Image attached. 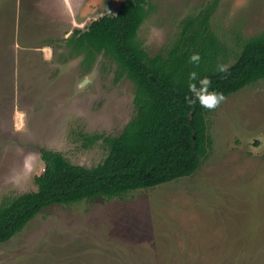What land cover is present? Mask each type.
<instances>
[{"label":"rangeland","instance_id":"374dc122","mask_svg":"<svg viewBox=\"0 0 264 264\" xmlns=\"http://www.w3.org/2000/svg\"><path fill=\"white\" fill-rule=\"evenodd\" d=\"M122 2L0 0V203L53 174L43 150L97 166L109 149L102 137L134 117L135 85L117 63L69 46L75 28ZM151 4L139 29L151 55L167 54L183 22L209 5L226 66L264 31V0ZM225 98L206 110L210 145L193 175L47 207L0 243V264H264V79Z\"/></svg>","mask_w":264,"mask_h":264},{"label":"trees","instance_id":"16d2710c","mask_svg":"<svg viewBox=\"0 0 264 264\" xmlns=\"http://www.w3.org/2000/svg\"><path fill=\"white\" fill-rule=\"evenodd\" d=\"M152 0H123L116 13L105 14L84 28H75L69 41L73 54L109 56L118 75L135 85V115L117 136H103L106 158L94 167L74 164L61 152L43 150L52 162L51 176L38 175L36 190L8 196L0 203V243L9 241L52 205H71L100 196H123L193 175L210 145L206 109L189 106V84L207 77L209 91L226 97L264 79V31L242 43L236 60L218 72L222 46L210 30L215 5L183 22L180 36L167 54H149L139 29L152 9ZM199 54L198 66L189 63ZM94 58V60H95ZM226 66V65H225ZM195 71L198 80L190 81Z\"/></svg>","mask_w":264,"mask_h":264},{"label":"clouds","instance_id":"9594fccd","mask_svg":"<svg viewBox=\"0 0 264 264\" xmlns=\"http://www.w3.org/2000/svg\"><path fill=\"white\" fill-rule=\"evenodd\" d=\"M200 56L199 54H194L190 57L189 63L197 65L199 64ZM227 66L218 65V72H226ZM190 81H197V73L195 71L189 73ZM199 87L197 83L189 84L190 95L185 97L186 103L191 107L199 104L200 107L213 111L220 106L221 103L225 101V96L223 93H218L215 91H209L211 87V80L207 77L198 80Z\"/></svg>","mask_w":264,"mask_h":264},{"label":"bare ground","instance_id":"6f19581e","mask_svg":"<svg viewBox=\"0 0 264 264\" xmlns=\"http://www.w3.org/2000/svg\"><path fill=\"white\" fill-rule=\"evenodd\" d=\"M20 115V114H19ZM21 119V118H20Z\"/></svg>","mask_w":264,"mask_h":264}]
</instances>
